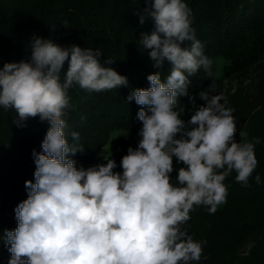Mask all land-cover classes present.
I'll return each instance as SVG.
<instances>
[{"label": "clouds", "instance_id": "clouds-1", "mask_svg": "<svg viewBox=\"0 0 264 264\" xmlns=\"http://www.w3.org/2000/svg\"><path fill=\"white\" fill-rule=\"evenodd\" d=\"M138 15L141 25L154 23L150 33H142L143 48L150 50L157 70L167 63L170 75L166 80L160 71L149 75L150 88L135 89L128 97L141 106L142 139L122 158V175L114 173L113 159L77 170L69 156L83 150L70 146L64 131L67 90L73 85L95 92L128 86L127 77L101 64L99 50L33 37L29 61L0 69V106L16 111L14 123L24 127L37 116L48 122L43 151L33 152L35 183L26 182L29 198L15 210L18 227L5 232L9 264L198 262L202 244L181 227L190 212L203 205L214 214L226 202L224 181L233 172L237 183L248 186L258 166L260 138L236 142L233 109L212 94L211 85L199 93L203 105L197 107L196 97H189V77L201 69L211 75V61L194 34L187 3L154 0ZM180 97H189L193 105L188 121L181 118L183 107L174 110ZM71 136L79 140V133ZM173 157L185 165L176 183L170 176ZM260 179L255 176L257 183Z\"/></svg>", "mask_w": 264, "mask_h": 264}, {"label": "trees", "instance_id": "trees-1", "mask_svg": "<svg viewBox=\"0 0 264 264\" xmlns=\"http://www.w3.org/2000/svg\"><path fill=\"white\" fill-rule=\"evenodd\" d=\"M149 2L154 0H0V69L7 63L29 61L32 38L39 37L65 48L77 45L99 50L104 67L128 78V86L112 90L95 92L79 85L67 90L70 103L63 117L66 139L70 146L83 150L69 156L77 170L92 167L114 132L124 131L118 147L106 158L115 161L114 171L123 172L122 158L142 139L138 135L141 106L128 97L135 89L150 88L149 75L160 71L165 80L170 75L167 63L160 70L154 67L150 50L140 42L142 33L154 29L151 20L141 25L138 15ZM184 2L191 10L194 34L211 61V75L201 69L189 77V97H196L198 107L205 103L199 93L210 85L216 94L225 82H238L237 89L221 95L226 107L233 109L236 142L255 137L261 141L255 146L258 166L248 186L237 183L233 172L224 181L226 202L214 214L203 205L194 206L190 219L181 226L202 244L201 260L191 264H264V0ZM108 59L113 63H104ZM221 61L223 73L219 75ZM67 68L68 62L64 71ZM63 78L64 72L61 82ZM189 97H180L174 108L185 109L181 114L185 121L192 115ZM16 119L14 109L0 106V248L8 257L11 253L4 242L5 232L18 227L15 210L29 198L26 182L35 183L33 152L43 151L48 131V122L39 116L28 118L24 127H18ZM72 132L79 133V140H73ZM240 132L246 137L242 139ZM173 169L171 179L178 180L180 167L174 158Z\"/></svg>", "mask_w": 264, "mask_h": 264}, {"label": "rangeland", "instance_id": "rangeland-1", "mask_svg": "<svg viewBox=\"0 0 264 264\" xmlns=\"http://www.w3.org/2000/svg\"><path fill=\"white\" fill-rule=\"evenodd\" d=\"M223 73V61H221L219 63V67H218V74L221 75ZM239 83L236 81H227L224 83L223 86H219V93L217 92L214 95H222L224 94L226 91H230V90H235L237 89ZM125 136V132L124 131H116L114 132V134L112 135V138L110 140V143L105 146L101 152L99 153L95 163L93 164L92 167L97 166V165H101L105 163V159L114 152V150L118 147V144L120 142V140ZM179 138V137H178ZM176 161L177 159L175 157H173ZM178 162V161H177ZM178 165L180 168L185 167V165H183L182 163L178 162ZM114 171V170H113ZM114 173H120L122 175L123 172L121 171H114ZM173 183H176L178 180H174L171 179ZM252 245H249L247 247V249L245 250V254L248 253V251L250 250ZM11 259V257H8L7 255L4 254V252L2 251V249L0 248V264H9V260Z\"/></svg>", "mask_w": 264, "mask_h": 264}]
</instances>
